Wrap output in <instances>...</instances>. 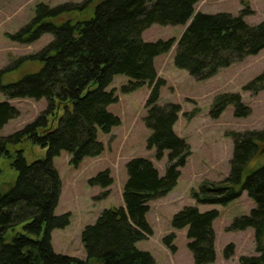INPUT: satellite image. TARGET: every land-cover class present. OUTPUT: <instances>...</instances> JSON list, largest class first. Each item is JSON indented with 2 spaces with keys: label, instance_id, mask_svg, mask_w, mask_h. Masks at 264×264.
<instances>
[{
  "label": "trees",
  "instance_id": "16d2710c",
  "mask_svg": "<svg viewBox=\"0 0 264 264\" xmlns=\"http://www.w3.org/2000/svg\"><path fill=\"white\" fill-rule=\"evenodd\" d=\"M199 0H84L55 6L39 3L33 18L8 36L16 42H32L48 32L53 38L41 49L20 60L32 59L40 65L21 79L3 84L0 91V128L19 110L9 102L13 98H46L47 106L33 120L6 136H0V157L8 159L17 171L15 181L0 189V264H157L149 251L135 243L152 234L146 219L148 202L166 195L176 185L180 167L191 153L190 145L174 129L180 105L158 104L159 78L154 58L167 52L174 38L146 41L142 32L153 23L177 25L189 23L175 46L174 65L201 80L220 68L264 48V19L250 25L239 15L227 12H195ZM92 4L89 16L62 18L63 13L85 10ZM62 19V20H61ZM9 67L0 70V78ZM116 74L129 77L122 91H132L144 83L150 86L145 101L144 122L151 129L148 148H156V157L165 150L167 166L160 174L153 162L136 156L126 163L127 179L122 189L123 203L105 208L92 224L81 231L85 258L55 252L50 232L69 223L70 213L54 214L61 180L52 158L62 150L70 154L69 163L77 166L86 156H97L104 150L97 130L110 132L119 125L118 116L107 110L117 100L115 90L105 87ZM252 93L264 90V70L244 85ZM228 104L236 116H246L250 108L240 94L217 95L210 114L218 117ZM228 175L220 181L203 180L191 195L202 203H227L243 191L255 201L249 214L235 217L228 229L253 228L254 255H241L237 264H264V163L251 167L250 161L264 151V129L235 131ZM30 138L47 146L46 155L28 162L23 150H10L8 144ZM113 179L108 169L88 179L90 185L108 195ZM215 209L199 211L185 205L171 218L173 229L187 228V247L193 264L212 263L215 259ZM174 232L163 237V243L174 250ZM234 254V244L223 249L225 259Z\"/></svg>",
  "mask_w": 264,
  "mask_h": 264
},
{
  "label": "rangeland",
  "instance_id": "374dc122",
  "mask_svg": "<svg viewBox=\"0 0 264 264\" xmlns=\"http://www.w3.org/2000/svg\"><path fill=\"white\" fill-rule=\"evenodd\" d=\"M84 0H0V70L9 68L1 75V82L7 84L21 79L25 74L38 69L39 63L32 59L20 60L45 46L53 34L45 32L32 42H16L8 35L18 31L35 15L36 5L49 6L65 2L81 3ZM93 3L85 10H72L63 13L62 18L80 19L89 16ZM249 12L243 15L246 23L254 25L264 19V0H199L195 12H227L239 15L243 9ZM62 20V19H61ZM190 21V20H189ZM177 25L151 24L144 29L143 40L174 38L172 47L154 58V66L159 78L164 80L159 87L158 104L173 102L180 105L178 118L174 123L175 133L183 138L191 148L186 162L180 167L176 185L166 195L148 202L146 219L152 228V234L138 240V249L149 251L157 264H193L192 252L187 247V228L173 229L172 215L185 205H192L199 211L215 209L218 216L213 220L215 231V259L207 264H237L241 255H254L255 239L253 228L244 230L228 229L235 217L249 214L256 203L246 191L227 203H202L192 195L191 189H198L203 180L220 181L230 169L235 131L264 129V90L252 93L244 85L264 70V48L242 60L234 61L220 68L209 78L198 80L185 69L174 65L175 46L178 38L189 23ZM129 77L116 74L105 87L115 90L117 100L107 106V110L118 116L119 125L113 126L108 133L100 129L97 136L104 144V150L97 156L84 157L77 166L69 163L70 154L62 150L52 158V164L58 171L61 187L54 214L70 213L69 223L63 228H54L50 232L51 245L55 252L69 256L85 258L86 252L81 242V231L92 224L105 208L123 203L122 189L127 179L126 163L129 159L142 156L151 160L162 175L167 166L165 150L161 158L156 157V148L147 146L151 129L144 122L145 101L150 91L146 82L132 91H122ZM237 92L243 104L250 108L246 116H236L234 105L228 104L221 114L214 118L210 109L214 98L222 93ZM6 99L0 91V100ZM19 114L8 120L0 128V136H6L22 128L46 108L47 100L42 97L9 99ZM12 151L21 149L28 162L46 155L47 146L33 142L30 138L8 144ZM264 163V151L250 161L251 167ZM108 169L112 183L107 188L108 195L98 197L104 190L98 185H90L88 179L101 170ZM17 171L8 159L0 157V189H7L14 181ZM174 232L172 244L174 250L163 243V237ZM264 243V237L262 239ZM228 243L234 244V254L225 259L223 249Z\"/></svg>",
  "mask_w": 264,
  "mask_h": 264
}]
</instances>
